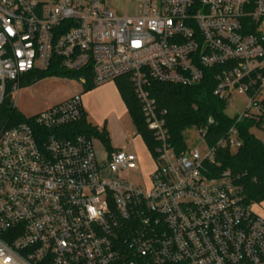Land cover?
<instances>
[{
	"label": "built area",
	"instance_id": "1",
	"mask_svg": "<svg viewBox=\"0 0 264 264\" xmlns=\"http://www.w3.org/2000/svg\"><path fill=\"white\" fill-rule=\"evenodd\" d=\"M139 1V15L120 16L106 0H0V105L31 72L79 75L73 95L0 133V264H264V217L230 171L209 167L219 149L241 147L237 126L212 144L209 125L193 127L181 147L149 88L210 75L227 103L247 96L236 122L258 116L264 0ZM124 76L153 138L156 167L141 185L121 176L138 170V153L106 146L100 161L70 129L89 83Z\"/></svg>",
	"mask_w": 264,
	"mask_h": 264
},
{
	"label": "trees",
	"instance_id": "2",
	"mask_svg": "<svg viewBox=\"0 0 264 264\" xmlns=\"http://www.w3.org/2000/svg\"><path fill=\"white\" fill-rule=\"evenodd\" d=\"M54 75L73 79L79 76L75 72H68L63 69L34 71L22 78L19 86ZM116 81L122 99L135 118L138 131L143 135L147 144L153 143L152 135L146 127L141 106L131 81L125 76L116 79ZM94 86V84L89 83L82 93ZM149 88L159 106L167 110V121L171 134L175 142L181 147L186 144L184 134L193 127L209 125L207 140L212 144L231 126H237L242 139L241 147L237 150L219 149L216 155L217 161L210 164L209 167L214 176L230 171L234 183L248 203L264 204V142L253 132L254 127L264 131V101L258 116L236 122L235 117L232 118L225 113L227 101L214 94L210 75L199 85L184 86L151 81ZM211 118L214 122L210 124L209 119ZM28 120V117L19 113L11 105L10 95L7 96L0 105V133L5 128ZM93 128L85 116L81 121L73 124L70 129L73 134H86V132H91ZM104 140L107 147L112 149L108 138L106 137Z\"/></svg>",
	"mask_w": 264,
	"mask_h": 264
},
{
	"label": "rangeland",
	"instance_id": "3",
	"mask_svg": "<svg viewBox=\"0 0 264 264\" xmlns=\"http://www.w3.org/2000/svg\"><path fill=\"white\" fill-rule=\"evenodd\" d=\"M106 1L120 16L139 15L142 10V2L139 0ZM77 88V83L68 77H44L21 86L11 94V105L22 115L32 116L70 97ZM81 98L87 121L94 127L86 134L91 138L99 160L104 161L106 157L107 145L104 139L107 137L112 147L125 146L128 151L140 156L138 170H124L121 176L135 185L150 182V174L156 165L144 138L138 134L135 118L122 99L117 81L95 85L82 93ZM247 106V96L235 94L226 106L225 113L234 118L243 114ZM253 132L264 142V131L254 127ZM191 136V146L199 145L204 154L206 145L199 143L198 133L191 131ZM253 210L264 217V204L254 203Z\"/></svg>",
	"mask_w": 264,
	"mask_h": 264
},
{
	"label": "crops",
	"instance_id": "4",
	"mask_svg": "<svg viewBox=\"0 0 264 264\" xmlns=\"http://www.w3.org/2000/svg\"><path fill=\"white\" fill-rule=\"evenodd\" d=\"M117 102V101H116ZM85 115H87L86 114V111H85ZM112 147V146H111ZM112 148H114V147H112ZM114 149H124V150H127L128 151V149L125 147V146H122V147H115Z\"/></svg>",
	"mask_w": 264,
	"mask_h": 264
}]
</instances>
